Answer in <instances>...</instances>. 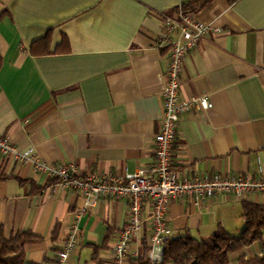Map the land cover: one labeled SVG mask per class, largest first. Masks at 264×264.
<instances>
[{
  "label": "crops",
  "instance_id": "0c3cea01",
  "mask_svg": "<svg viewBox=\"0 0 264 264\" xmlns=\"http://www.w3.org/2000/svg\"><path fill=\"white\" fill-rule=\"evenodd\" d=\"M179 6L213 29L184 59L180 96H206L212 107L182 114L174 165L187 175L264 176V0H0V136L83 177L148 168L169 52L158 41L161 16ZM46 33L48 52L33 53ZM253 202L264 205V195L173 200L166 236L204 239L218 228L238 236ZM84 207L79 191L0 155V227L6 237L34 235L23 246L25 264H111L128 202L108 196L81 214L78 243L58 260L72 214ZM144 214L138 251L149 235L148 203ZM263 247L264 229L229 260Z\"/></svg>",
  "mask_w": 264,
  "mask_h": 264
},
{
  "label": "built area",
  "instance_id": "2783aa9c",
  "mask_svg": "<svg viewBox=\"0 0 264 264\" xmlns=\"http://www.w3.org/2000/svg\"><path fill=\"white\" fill-rule=\"evenodd\" d=\"M210 25L198 20L194 12L179 6L174 15L161 16V34L158 41L169 45L166 58L165 84L162 90V116L160 128L152 138L154 161L148 168L138 169L131 174L80 176L72 165L44 161L34 155L32 148L20 149L8 137L0 136V155L19 164H29L34 172L46 173L57 179L61 188H73L85 198V207L76 210L68 225L67 239L58 253V260L64 261L69 251L78 243V220L86 208L102 196L127 200V226L120 228L112 245L111 264H121L126 257H135L138 248L133 238L141 232L146 215L144 204L149 205L147 245L151 264L161 261L163 240L167 233V212L173 200L188 196L196 204L205 203L219 193L264 195V176L252 177L240 174L224 175L212 173L187 175L173 162L172 147L176 131L185 112L192 109L205 111L212 107L206 96L182 98L180 76L185 57L196 47L199 40L212 32ZM172 35H176L172 38Z\"/></svg>",
  "mask_w": 264,
  "mask_h": 264
},
{
  "label": "trees",
  "instance_id": "16d2710c",
  "mask_svg": "<svg viewBox=\"0 0 264 264\" xmlns=\"http://www.w3.org/2000/svg\"><path fill=\"white\" fill-rule=\"evenodd\" d=\"M49 35L46 33L34 41L31 51L48 52ZM264 229V205L250 203L245 216V228L234 236L222 228L207 238H195L188 233L163 240L161 261L157 264H231L229 254L261 239ZM34 238L30 232H16L6 237L0 227V264H25L23 246ZM148 245L144 241L137 256L128 257V264H151ZM236 264H264V247L260 255L245 259L239 257Z\"/></svg>",
  "mask_w": 264,
  "mask_h": 264
}]
</instances>
